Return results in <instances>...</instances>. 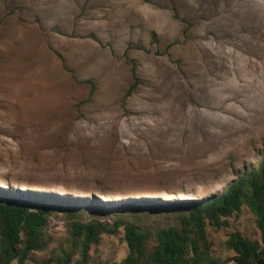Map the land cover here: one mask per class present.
<instances>
[{"label": "rangeland", "instance_id": "rangeland-1", "mask_svg": "<svg viewBox=\"0 0 264 264\" xmlns=\"http://www.w3.org/2000/svg\"><path fill=\"white\" fill-rule=\"evenodd\" d=\"M263 152L264 0H0V185L194 198L222 190ZM234 231L261 242L244 205L210 230L214 257L234 254ZM45 237L31 264L71 249L64 214L50 217ZM128 252L120 228L85 264H118Z\"/></svg>", "mask_w": 264, "mask_h": 264}, {"label": "trees", "instance_id": "trees-1", "mask_svg": "<svg viewBox=\"0 0 264 264\" xmlns=\"http://www.w3.org/2000/svg\"><path fill=\"white\" fill-rule=\"evenodd\" d=\"M244 205L257 218L261 242L234 231L226 241L234 254L225 260L214 257L210 230L229 226ZM54 213L65 215L72 244L55 264H72L75 253L80 254L75 264H85L91 246L120 228L129 252L118 264H264V152L258 164L246 167L222 190L194 198L103 200L0 185V264L15 259L31 264L29 253L45 248V227ZM142 214H164L174 222L153 228L142 223Z\"/></svg>", "mask_w": 264, "mask_h": 264}]
</instances>
